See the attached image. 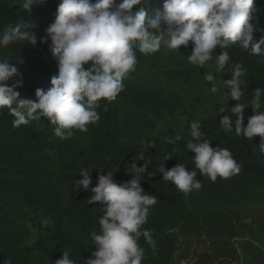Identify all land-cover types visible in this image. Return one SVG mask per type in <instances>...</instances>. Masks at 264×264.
I'll return each instance as SVG.
<instances>
[{
	"label": "trees",
	"instance_id": "trees-1",
	"mask_svg": "<svg viewBox=\"0 0 264 264\" xmlns=\"http://www.w3.org/2000/svg\"><path fill=\"white\" fill-rule=\"evenodd\" d=\"M91 2L94 4L97 0ZM22 3L23 0H0V34L17 27L21 31L32 30L37 43L32 46L28 40L14 36L12 42L0 45V60H9L17 68L18 74L12 77L9 86L19 82L16 88L19 99L35 100L36 89H49L51 77L58 71L49 48L50 39L47 43L40 41L47 39L45 29L54 21L59 3L46 7L36 5L30 15ZM120 3L122 0H115L113 9ZM163 3L164 0H141L133 11L143 7L150 18L156 11H163ZM253 23L257 29L254 43L264 37V0H255ZM229 47L234 61L247 70L241 78L244 95L240 101L245 105L246 126L249 117L264 111V95L260 109L254 110L248 105L254 90L264 89V57L252 56L238 44ZM145 57L137 55L135 67L142 66ZM182 96L145 77L128 74L114 101L99 102L98 122L89 124L87 132L74 130L73 136L63 141L54 135V126L45 117L14 128L9 109H0V264L8 260L11 264H54L62 257V251H67L75 264H85L95 251L91 233L99 232L97 218L102 215V205L88 203L93 195L91 188L96 186L98 176L107 172L113 173L117 184L130 180L133 165L146 169L139 176L141 187L157 197L143 227L151 230L158 251L153 255L142 237L139 241L145 249L142 264H172L179 236L174 229L180 224L184 225L185 232L203 228L210 235L224 232L230 220L215 209L242 200L257 183H264V153L259 151L261 138L255 136L250 141L237 136L234 130L225 132L218 122L200 123L203 139L213 148H227L241 166L239 174L228 179L218 177L212 182L199 174L191 160L195 154L186 147L189 127L174 143L171 141L176 136L163 137L157 130V123L177 110ZM126 106L134 110H127ZM179 163L189 171H197L196 179L202 184L199 191L184 195L171 182L162 179V165L168 170ZM81 169H93L88 189L81 188L77 182L82 178ZM45 218L51 221L47 228L40 223ZM29 223L38 232V239L31 245L27 243L31 234ZM226 241L217 243L226 245ZM242 248L246 264H264L258 247L245 244Z\"/></svg>",
	"mask_w": 264,
	"mask_h": 264
},
{
	"label": "clouds",
	"instance_id": "clouds-1",
	"mask_svg": "<svg viewBox=\"0 0 264 264\" xmlns=\"http://www.w3.org/2000/svg\"><path fill=\"white\" fill-rule=\"evenodd\" d=\"M45 2L23 0L22 8L30 15L34 6ZM140 3L141 0H122L113 9L115 0H97L94 4L91 0H59L55 19L45 29L47 39L40 41L47 43L50 39L49 48L57 62L58 71L51 77V87L46 91L36 89L35 100L19 99L20 93L16 91L19 82L9 86V81L18 74L17 68L9 60H0V109H9L14 117L13 127L45 117L61 141L70 139L74 130L87 132L88 125L100 119L99 102L114 101L122 91L123 81L135 71L137 52L149 56L161 48L178 51L191 42L187 59L195 67L213 61L212 53L217 46L225 49L238 44L250 55L264 57V37L253 43L257 30L253 23L255 0H164L163 11H156L150 18L143 7L133 11ZM14 36L28 40L32 46L37 43L35 32L17 27L0 34V45L12 42ZM230 61L227 51L215 58L218 71L227 68L231 73L229 79H221L220 87L227 89L230 100L236 101L229 109L231 115L224 114L219 124L225 132L234 130L237 136L250 141L259 136V151L264 153V111L249 117L245 126V105L240 101L244 95L241 78L247 70ZM204 79L211 83V93L220 91L213 74H206ZM262 95L264 89L256 88L248 105L260 109ZM220 113H224L223 108ZM200 129V122L190 123V139L186 144L188 151L195 154L191 160L199 174L212 182L218 177L228 179L239 174L241 166L232 153L224 147H211ZM180 139L176 136L171 142ZM133 168L134 174L126 182L115 183L113 173L107 172L99 175L96 186L91 188L93 195L88 203L102 205V215L97 218L99 232L91 233L95 251L85 264H142L145 258V249L139 244L142 237L153 255L157 253L151 230L143 227L157 197L141 187L139 176L146 169L137 165ZM92 170L81 169L82 178L77 180L81 188H89ZM160 172L163 180L171 182L184 195L202 187L196 179L197 171H189L183 164L168 170L162 165ZM40 223L47 228L51 221L45 218ZM6 264H11V260ZM54 264H75V261L67 251H62V257Z\"/></svg>",
	"mask_w": 264,
	"mask_h": 264
},
{
	"label": "rangeland",
	"instance_id": "rangeland-1",
	"mask_svg": "<svg viewBox=\"0 0 264 264\" xmlns=\"http://www.w3.org/2000/svg\"><path fill=\"white\" fill-rule=\"evenodd\" d=\"M37 1L39 3V0ZM57 3L59 0H46L39 5L46 7ZM191 48V42L187 48L181 46L178 51L161 48L158 53L146 56L142 66L135 67V71L129 73L134 77H145L165 90L183 95L182 103L177 110L172 111L173 113L157 123V130L163 137L182 134L192 121L206 125L211 122L219 123V119L224 114L228 115L229 109L236 103L230 100L227 89L220 87L221 79H229L231 73L227 68L218 71L215 64V58L222 51H227L230 55V64L236 63L232 49L229 46L225 49L217 46L212 53L213 61L206 63L204 67H195L189 64L187 59ZM208 73L214 75L215 83L220 87V91L216 94L210 92L211 83H207L204 79ZM221 108L224 109V113H220ZM126 109L133 111L134 107L126 106ZM215 211L224 213L230 220L226 230L215 235L208 234L207 228L191 233L183 231L184 225L180 224L174 229L179 236L175 244L172 264H180V261L186 257H193L194 261L191 264H211L221 257L218 254L220 245L217 243L221 240H227V249L238 250L243 249L242 246L245 244L255 245V240L264 239V183H257L242 200ZM35 220H39L37 215ZM29 225L31 234L27 243L31 245L38 239V232L36 228H33L32 223Z\"/></svg>",
	"mask_w": 264,
	"mask_h": 264
},
{
	"label": "crops",
	"instance_id": "crops-1",
	"mask_svg": "<svg viewBox=\"0 0 264 264\" xmlns=\"http://www.w3.org/2000/svg\"><path fill=\"white\" fill-rule=\"evenodd\" d=\"M263 242H264V239L260 240V241L255 240L254 244H255L256 247L259 248L261 257L264 258V245H263ZM218 248H220V250L218 252L219 255H221V256L222 255H232V256L236 255V256L241 257L243 259L244 264H246L245 258H247V257L244 254V250L243 249H238V250L230 249L229 250V249H227V246L225 244H222Z\"/></svg>",
	"mask_w": 264,
	"mask_h": 264
},
{
	"label": "built area",
	"instance_id": "built-area-1",
	"mask_svg": "<svg viewBox=\"0 0 264 264\" xmlns=\"http://www.w3.org/2000/svg\"><path fill=\"white\" fill-rule=\"evenodd\" d=\"M194 261L193 257H186L180 261L185 262V264H191ZM211 264H244L243 259L239 256H221L215 262Z\"/></svg>",
	"mask_w": 264,
	"mask_h": 264
}]
</instances>
